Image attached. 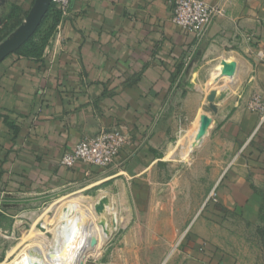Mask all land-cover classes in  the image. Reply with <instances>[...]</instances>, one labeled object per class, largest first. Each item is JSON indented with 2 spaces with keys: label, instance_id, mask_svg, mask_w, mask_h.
I'll list each match as a JSON object with an SVG mask.
<instances>
[{
  "label": "crops",
  "instance_id": "0c3cea01",
  "mask_svg": "<svg viewBox=\"0 0 264 264\" xmlns=\"http://www.w3.org/2000/svg\"><path fill=\"white\" fill-rule=\"evenodd\" d=\"M171 1L71 0L40 57L16 51L0 64V194L77 180L90 167L65 168L60 159L103 129L122 128L131 138L106 171L120 166L145 145L180 75H190L191 57L209 49L228 66L219 63L213 75L219 79L225 71L229 87L222 94L237 92L217 131L208 183L231 209L258 207L264 121L248 104L257 94L264 99V0H204L219 14L202 40L173 23ZM1 2L0 12L23 14L35 0ZM169 264L233 263L188 230Z\"/></svg>",
  "mask_w": 264,
  "mask_h": 264
},
{
  "label": "rangeland",
  "instance_id": "374dc122",
  "mask_svg": "<svg viewBox=\"0 0 264 264\" xmlns=\"http://www.w3.org/2000/svg\"><path fill=\"white\" fill-rule=\"evenodd\" d=\"M29 12L17 11L12 17L7 10L0 12V44ZM47 27L48 23L41 27L35 41ZM224 60L215 50L196 51L190 75H180L145 145L114 170L106 171L112 165L90 167L62 186L0 194V264L12 263L26 247L35 252L39 239L48 248L63 208L75 198L93 209L90 219L82 220L86 227L106 224L110 229L107 239L95 243L94 237L85 243L79 264H169L188 230L228 255L233 264H264V197L254 210L231 209L216 200L208 183L217 131L237 92L229 88L226 97L222 92L228 80L213 77ZM202 98L205 104H199ZM103 198L106 211L95 210Z\"/></svg>",
  "mask_w": 264,
  "mask_h": 264
},
{
  "label": "built area",
  "instance_id": "2783aa9c",
  "mask_svg": "<svg viewBox=\"0 0 264 264\" xmlns=\"http://www.w3.org/2000/svg\"><path fill=\"white\" fill-rule=\"evenodd\" d=\"M172 21L184 32L195 34L199 40L207 37L210 27L219 11L204 0H172ZM71 0H52V6L61 12L62 17L69 15ZM1 6V0H0ZM264 58V52L259 53ZM248 109L261 115L264 121V99L254 95ZM131 143L129 135L121 128L103 129L97 135L80 141L77 146L64 153L60 165L74 168L77 165L106 168L113 165L123 149Z\"/></svg>",
  "mask_w": 264,
  "mask_h": 264
},
{
  "label": "bare ground",
  "instance_id": "6f19581e",
  "mask_svg": "<svg viewBox=\"0 0 264 264\" xmlns=\"http://www.w3.org/2000/svg\"><path fill=\"white\" fill-rule=\"evenodd\" d=\"M222 64H224V70H226L228 66H226L225 61ZM224 74L225 71H223L221 77H224ZM83 204L84 201L75 198L63 208L59 219L61 221L60 223L57 222L59 225L55 227L57 229L54 230V239L48 248L44 247L45 240L36 239V244L40 246L38 250L32 252L26 247L10 264H79V257L85 243L94 237L95 243H97L110 236V229L106 224H103V228L100 229L98 226H85V223H87L85 221L88 217V220L90 219L93 209H86ZM107 205V199L103 198L95 205V210L106 211ZM113 221V223L116 222Z\"/></svg>",
  "mask_w": 264,
  "mask_h": 264
},
{
  "label": "water",
  "instance_id": "95a60500",
  "mask_svg": "<svg viewBox=\"0 0 264 264\" xmlns=\"http://www.w3.org/2000/svg\"><path fill=\"white\" fill-rule=\"evenodd\" d=\"M51 7L52 0H35L24 23L10 38L0 44V64L37 33Z\"/></svg>",
  "mask_w": 264,
  "mask_h": 264
},
{
  "label": "trees",
  "instance_id": "16d2710c",
  "mask_svg": "<svg viewBox=\"0 0 264 264\" xmlns=\"http://www.w3.org/2000/svg\"><path fill=\"white\" fill-rule=\"evenodd\" d=\"M15 13L16 10L13 9L12 12L10 13V17H12ZM61 18H62L61 12L58 11L54 6H52L47 16L43 20L37 33L22 48H20L18 52L24 55H32L35 57H40L50 37L52 36L56 26L60 22ZM45 23H48V27L45 29L44 35H40L39 39L35 41L36 35L38 34V32L41 30V27Z\"/></svg>",
  "mask_w": 264,
  "mask_h": 264
}]
</instances>
